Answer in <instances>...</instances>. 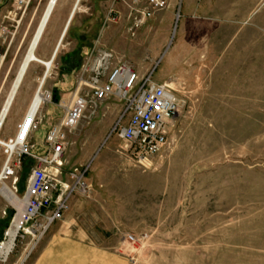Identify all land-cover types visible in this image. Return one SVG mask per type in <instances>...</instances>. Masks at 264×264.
<instances>
[{"label": "rangeland", "instance_id": "obj_1", "mask_svg": "<svg viewBox=\"0 0 264 264\" xmlns=\"http://www.w3.org/2000/svg\"><path fill=\"white\" fill-rule=\"evenodd\" d=\"M171 1V6L167 2L165 9L156 12L160 14L156 22L144 21L146 37L140 42L136 37L141 27L131 36L127 17L122 15L116 24L104 23L109 4L116 9L118 3L121 12L122 1L80 0L77 4L75 19L41 87L54 101L40 106L39 117L46 106L57 107L59 94L68 97L80 63L94 50L107 48L119 54L98 39L106 26L119 29L125 19L129 21L127 37L137 43L139 65L146 74L154 70L155 82L172 86L180 107L169 146L148 169L139 167L132 148L111 133L122 102L109 99L93 118L87 114L67 136L62 181L71 168L86 167L83 180L90 193L74 195L52 226L65 222L82 229L85 241L111 250L128 264H264V0H217L224 14L217 19L203 11L195 13L193 0ZM47 2L0 0V78L8 73L0 110ZM62 2H57L36 56ZM204 2L197 0L198 7ZM228 11L240 14V21L229 19ZM238 24L249 31L241 44L242 38L229 41ZM76 29L78 46L73 48L69 42ZM218 30L221 36L209 48L207 33ZM43 72L41 64L31 63L19 90L32 75L37 79L35 93ZM40 124L29 136L37 153L44 150V137L34 139L33 135ZM5 129L3 125L0 137ZM4 161L0 146V169ZM32 165L30 159H23L16 191L12 190L20 200ZM4 185L11 189L10 182ZM14 215L0 194V241ZM127 234L133 243L124 241ZM20 241L5 264L30 238Z\"/></svg>", "mask_w": 264, "mask_h": 264}, {"label": "built area", "instance_id": "obj_2", "mask_svg": "<svg viewBox=\"0 0 264 264\" xmlns=\"http://www.w3.org/2000/svg\"><path fill=\"white\" fill-rule=\"evenodd\" d=\"M120 1L130 10L127 32L131 36L135 35V31L146 19L167 7L166 0H145L146 6L141 10L134 9L123 0ZM27 5L28 1L25 8ZM121 19V12L110 7L104 23L116 24ZM153 73L154 70H151L140 77L131 64L112 49L94 50L80 63L75 73L74 89L68 93V102L63 104L62 100H59L58 106L62 110V116L45 132L44 150L41 153L34 151L29 136L43 118L39 117L37 111L24 135L29 123L27 111L21 124L16 128L15 136L3 141L4 144L1 145L5 161L0 169V183L10 182L11 191H16L23 159H30L33 165L21 198L24 202L22 212L18 214L15 205L9 203L15 210V215L3 234L0 247L7 245L10 231H14V237L9 252L6 255L0 254V264L6 263L16 246L15 242L22 243L20 240L28 237L30 247L34 249L49 228L62 218L71 198L74 195L87 196L90 193V186H86L83 180L86 167L71 168L66 181H62L63 154L67 136L87 114L89 119L93 118L107 100L116 99L123 103V110L113 124L111 133L132 148L139 167L148 169L153 166L155 158L169 146L170 133L176 124L180 107V101L172 86L168 83L155 82ZM40 93L44 98L40 106L54 101L49 92H42L40 89ZM18 137L23 138L21 144L11 149L9 146ZM124 241L127 244L133 243L134 238L127 234Z\"/></svg>", "mask_w": 264, "mask_h": 264}, {"label": "crops", "instance_id": "obj_3", "mask_svg": "<svg viewBox=\"0 0 264 264\" xmlns=\"http://www.w3.org/2000/svg\"><path fill=\"white\" fill-rule=\"evenodd\" d=\"M110 1L111 0H109V2ZM123 1L137 10H141L146 6V2H144L145 0H137L135 3H133V1L135 0H123ZM166 1L171 6L172 1L171 0H166ZM193 1L194 2H192V7H193L192 9H194L195 13H197L198 15L199 13L200 14L204 13L206 16L211 17V18L213 17L215 19H217V16H220L221 14L224 15L220 11L221 8H217V3H216L217 0H205L203 6L200 5L199 7L197 4V0H193ZM75 2L76 0H63L62 3L64 6H62V10L60 14L58 15L57 20L53 24V27L51 28V31L49 33V36L46 40L45 45L39 50L38 56H36V58L40 62L51 60L55 52L54 49H56L55 47H57V45L59 44V47L56 51V55H57V52L61 46V43L63 39L65 38V35L69 32L71 24L73 23V19H75L74 15L76 12L75 10L73 11V6ZM109 6L113 7L112 4L111 5L109 4ZM117 6H118V3H117ZM117 6H116V10L118 9ZM120 10L124 18L126 17L128 18L130 10L125 6H122ZM117 11H119V9ZM228 12H229L228 13L229 19L231 20L235 19L236 21L237 20L240 21V18H241L240 14H238L235 11H228ZM169 13L170 11H167V13H164V14H169ZM70 14H71V18H70L71 20L69 19L70 23L68 25L67 20ZM155 14L156 12L150 18H148L146 24L148 23L153 24L154 22H156L160 14H156V15ZM124 22H125V26H122L119 29L106 26L103 29V31L100 33L101 35H100V38L98 39V43L103 44L108 47L110 46V47H114L118 49L119 54L123 55L128 60L133 70L141 77L146 74L147 70L143 69L139 65L140 59H139L138 53L136 52L137 43L135 40L132 41L127 37V34H126L127 26L126 25H128L127 22L129 21L125 19ZM142 28L143 27H141L140 31L137 34V37H136L137 42L142 41V39L146 37V33L143 31ZM242 28L243 27L238 24V26L229 36L230 42H232L231 40H233V38H242L239 44L244 42V39H246L245 37L249 31L242 29ZM219 33H220L219 30L218 32L208 31L207 40H208L209 48L212 47V45L214 44L213 42L216 41V38L221 36ZM24 35L22 36L20 42L18 43L16 51L22 46L21 44H22ZM78 37H79V32H78V29H76L72 34L71 41L69 42V44H71L73 48L75 46H78L77 45ZM224 43L225 45H227L228 38H227V41ZM2 59H3V56L0 57V62L2 61ZM7 78H8V73H5L0 78V97L3 94L4 86L7 84ZM36 81L37 79L31 75L27 79L23 90L18 89L20 86L17 88L16 90L17 92H15L16 95L14 94V97L4 117L5 120L3 119L2 125L0 127V131H1L2 126L3 125L6 126V129L1 132L0 141L2 142L7 141L8 139L13 138L15 136L17 132L16 128L18 127V125L21 124L24 116L26 115L28 111L29 105H31V102L33 100V97L35 94L34 88H35ZM59 95H60L58 98L59 100H62V99L68 100V97L62 98V97H65V95L63 94L62 95L59 94ZM7 96H8V93H7ZM56 106L57 107L46 106L45 108H43L42 125L40 124V127L33 134L34 139H36V137H40V135L44 137V134L48 130V128H50L54 123H56L61 118L62 111L61 109H59L58 105ZM56 112L58 115H55ZM46 124L47 126L45 127L46 129L44 131L42 126H45ZM7 125H8V128H7ZM70 226L71 224H67L65 222L63 223L62 226H57V225L52 226L50 230L48 231V233L45 235V237L39 243L36 244L34 249L33 248L31 249L30 243L25 244V248H22V251L16 253V255H14L13 258H10L7 264H128L126 261L122 260V258H120L119 256L115 255L113 252H111V250L97 247L93 245L92 243L85 241V239L87 238L86 232L82 229L78 230L77 228H70Z\"/></svg>", "mask_w": 264, "mask_h": 264}, {"label": "bare ground", "instance_id": "obj_4", "mask_svg": "<svg viewBox=\"0 0 264 264\" xmlns=\"http://www.w3.org/2000/svg\"><path fill=\"white\" fill-rule=\"evenodd\" d=\"M57 1L58 0H48L42 14H41V17L37 23V26H36V29L33 33V36L29 42V45L27 47V50L24 54V57L22 59V62L18 68V71L13 79V82L10 86V89H9V92H8V96L2 106V109H1V112H0V127L2 125V122H3V119L6 115V112L8 110V107L14 97V94L15 92H17V88L20 86L23 78H24V75L26 74V70L29 66V64L31 62L33 63H39L41 64L43 67H44V72L42 73V77L41 79L39 80V84H38V88L36 89V92L34 94V97H33V100L31 102V105L29 106V109H28V118H29V123L28 125L26 126V129L24 131V135L27 133L28 131V128H29V125H30V122H31V119L34 117L35 113L37 111H39V108H40V103H41V100H43L44 98L41 96V93H40V89L41 87L43 86V83H44V75H45V72L46 70L47 71V74L45 76V78L47 77L50 69H51V65H52V61L51 60H48V61H45V62H40L37 58H36V55H35V51H36V48L37 46L39 45L40 43V40L42 38V35L49 23V21L51 20V16L54 12V9H55V6L57 4ZM79 0H76L74 6H73V9L76 11H78V3ZM71 18V14L67 20V23L69 25L70 23V19ZM70 19V20H69ZM67 29V28H66ZM61 37V36H60ZM56 48V47H55ZM55 50V49H54ZM56 55V52L55 54L52 56L53 58L55 57ZM52 58V59H53ZM19 89V88H18ZM16 95V94H15ZM5 120V119H4ZM23 138H20L18 137L14 143H12L9 147L11 149H14L15 147L19 146L22 142ZM2 143L4 144V142L0 141V146L2 145ZM0 194H2L3 197H5L6 201L8 203H13L16 207V209L18 210V214H20L22 212L21 209L24 208V202L22 200H20L19 198H16L17 196H15V194H13V192L4 184H2V187L0 188ZM9 235V241L7 242V245H4L2 248L0 247V254H3V255H6L10 250V248L12 247V241H13V237H14V231H10L8 233Z\"/></svg>", "mask_w": 264, "mask_h": 264}, {"label": "water", "instance_id": "obj_5", "mask_svg": "<svg viewBox=\"0 0 264 264\" xmlns=\"http://www.w3.org/2000/svg\"><path fill=\"white\" fill-rule=\"evenodd\" d=\"M73 11H74V9H73ZM58 47H59V44L57 45V47H56V49H55V52L57 51ZM55 52H54V54H55ZM52 58H53V57H52ZM51 61H52V59H51ZM47 71H48V70H46V72H45L44 79H45V76H46V74H47Z\"/></svg>", "mask_w": 264, "mask_h": 264}, {"label": "trees", "instance_id": "obj_6", "mask_svg": "<svg viewBox=\"0 0 264 264\" xmlns=\"http://www.w3.org/2000/svg\"><path fill=\"white\" fill-rule=\"evenodd\" d=\"M53 100H54V97H53ZM55 101H57V99H55ZM28 159V158H27ZM24 160H25V158H24Z\"/></svg>", "mask_w": 264, "mask_h": 264}]
</instances>
